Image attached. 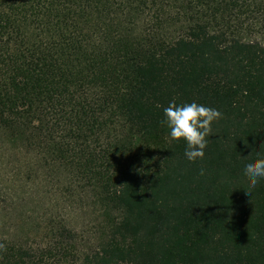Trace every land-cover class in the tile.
<instances>
[{"label":"trees","instance_id":"16d2710c","mask_svg":"<svg viewBox=\"0 0 264 264\" xmlns=\"http://www.w3.org/2000/svg\"><path fill=\"white\" fill-rule=\"evenodd\" d=\"M173 101L222 113L203 160L160 123ZM258 155L264 0H0L1 216L43 175L99 216L81 264H264ZM46 217L0 238V264L66 257L75 232Z\"/></svg>","mask_w":264,"mask_h":264},{"label":"rangeland","instance_id":"374dc122","mask_svg":"<svg viewBox=\"0 0 264 264\" xmlns=\"http://www.w3.org/2000/svg\"><path fill=\"white\" fill-rule=\"evenodd\" d=\"M16 193L14 189L15 197L25 196L28 202H19L15 209H7L5 216L0 215V238L13 241L25 233L38 237L36 234L42 235L43 229L34 230L30 219L43 217L44 214L48 218L53 213L75 232V242L64 246L66 257L59 255L60 261L55 260L58 264H81L82 253L90 249L100 236L98 214L87 207L67 208L65 196L58 192L55 183L43 175L33 181L23 180Z\"/></svg>","mask_w":264,"mask_h":264},{"label":"clouds","instance_id":"9594fccd","mask_svg":"<svg viewBox=\"0 0 264 264\" xmlns=\"http://www.w3.org/2000/svg\"><path fill=\"white\" fill-rule=\"evenodd\" d=\"M221 118L222 113L216 108L196 102L177 104L173 101L163 109L160 123L168 129L171 140L184 141L185 158L189 162H196L204 159L208 145L206 138L212 133L211 125ZM242 171L247 177L248 190L251 191L260 180H264V156L258 155L256 159L244 163ZM199 175H205L204 168L199 170Z\"/></svg>","mask_w":264,"mask_h":264}]
</instances>
